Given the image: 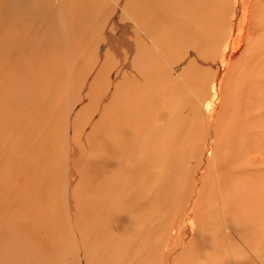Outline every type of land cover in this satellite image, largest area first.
I'll use <instances>...</instances> for the list:
<instances>
[{
	"label": "rangeland",
	"instance_id": "obj_1",
	"mask_svg": "<svg viewBox=\"0 0 264 264\" xmlns=\"http://www.w3.org/2000/svg\"><path fill=\"white\" fill-rule=\"evenodd\" d=\"M2 1L3 0H0L1 6H3ZM67 1H68L66 3L67 7L64 5V8H66V9L69 8V6H71V2L69 0H67ZM104 1L105 0L98 1L97 5L99 6V8L101 7V5ZM193 1L195 3V0H193ZM244 1L246 2V3L244 2L246 5L250 3L249 13H251V18H249L248 21L251 19L250 21L253 24H255V23L257 24V22H258L259 26L263 27V30H264V13H263L264 12V0H244ZM256 2H258V3L256 4ZM18 3H19V0H18ZM18 3L16 2V5ZM100 3H101V5H99ZM109 3L112 4V2H109ZM225 4L226 3L223 2V0H216L215 4L213 3L211 5L212 8L208 13H211L212 15H214L217 12V16L214 15V17L218 20V12L223 11V13L221 14V17H223L224 15L225 16L229 15L228 19L231 20L230 19L231 13H229V12H231V11L234 12L233 11L234 9L232 7H230L229 8L230 10H228V8L226 7ZM11 5H12V3H11ZM218 5H219V7H218ZM257 5H259L258 8H261V9H258ZM223 6L225 8H223ZM253 7L254 8L256 7V8L254 9ZM99 8H98V10H99ZM224 10H226V12ZM0 11L3 14L2 7H0ZM257 11L260 14H257ZM66 12H67V16H66ZM68 12L71 13V11L66 10V11H64L65 17H63V16L61 17V22H62V26H63L62 35H59L60 33H57L56 35H54L56 33L59 25H56L53 28H49L50 30H52L54 32L50 31V32L43 34V35H40V36L30 34L29 37H27L25 40L21 34H20V37H22V39L20 37L17 38V34L15 35L16 38L12 35L14 40H16V41L20 40L23 43L25 42L27 47L29 46L28 48L26 47L28 52L30 51L31 42L33 41V44H32L33 53L35 54L34 58H36V61L31 60L32 61L31 63L33 64L32 66L34 67L37 64L36 62L39 61L42 63L41 67L43 66L42 68H44V69H42V68L38 69L37 68L40 65L39 62H38L39 64H37L38 66H35L36 68H34V69H36V71H38L35 74H38V75H39V73H40V75L44 74L46 76V78H43V79H45L44 80L45 83L40 82L39 93L35 91L34 93L31 92L30 94H32V96L34 97L33 100L35 103H36V100L37 101L39 100L38 102H41V104H38V102H37V104L40 105V107L46 105L45 107H47L46 109L48 111V114L43 115L44 120H41V118L39 120L37 118L36 122L30 123V122L25 121V123H21L20 125L24 126V129L21 130V131H24L23 133L26 132L27 134L29 133L30 136L31 135L35 136V139L39 138V139H43L44 141H47L48 136H51L53 138V140L51 141V144H50V146L52 148L51 149L52 156H51L49 161H47L45 158L44 159L47 162L52 163L54 173L52 174L53 179H51V183L50 182H44V184L43 183L40 184L39 182H37L36 183L37 185L36 184L31 185L30 184V188L33 187L34 189L35 188L38 189V187L40 188V185H43V187L40 191H36L37 194L41 193V199L38 198V200H40V201L37 200V196L34 194V191H31L32 189H30L29 187H28V189L30 191L28 194L26 192H24V194H23L24 197H22V195L19 194L21 196V198H20V196L17 197L15 194H18L23 190H20L19 188L16 189L14 187L16 189L15 190V189L9 187L10 189H13L12 191H15V192H13L15 195V199L14 200L8 199L6 201V203L4 204V207L2 205H0V236L2 235L5 238H6V236H8V239L6 238V240H8V241H6V243H10L16 249H17L18 243L21 244V248L27 247L29 245L28 248H30V247L31 248L28 249L29 251L25 254L26 257L29 260H32V258L35 260V258L40 257L41 262L39 264H44L43 262H45V264H61L60 261H62V260L59 257H57L58 253L55 250L56 247H54V245L52 244V238L60 235L59 234L60 232H57V233L55 232L56 230H62L61 228L65 227V224H66L65 220L66 219H64V215H65L66 211L68 210V208H69V210H71L73 212H76L77 210L79 212L81 211V215L79 214V216H78V214H75L73 216V221L76 223L77 228L79 230L83 229V228H89L90 231L92 233H94L96 228H98L97 230H99V229H102L103 226H106L108 237L111 236L110 232L108 231L109 228L115 227L117 232H118V229L116 227L117 225L116 226L112 225L115 222L109 218L110 213L105 217V219H103V217H104L103 216V209H105V210L107 209V204H106L108 202L107 197L108 198L112 197V195L107 194L105 191H109L112 188H110V187L106 188L105 184L98 185L97 181L93 182V178L97 177L96 174H97L98 164L103 163V162L106 163L107 165L111 164L112 153L108 152V154H102L100 151L99 152L95 151L97 149L100 150L101 146L103 145V143H101L99 141V136L101 135L99 133V131L96 132L93 130H88V132H86V145L83 144L81 134H79L80 128H79V122L78 121L80 120V116H83L84 118L88 119L90 124H92V125L97 124L98 127H100L101 129H104L106 127H108V128L113 127V123L110 120L112 118L118 117V115H119V114L114 112L113 108H116V110L119 111V109H121V103L118 102L119 104L118 103L116 104V102H113V99L115 97L114 94H116V92L114 89V81L112 83V80H114L116 74L119 73L120 71H117V69L115 70L114 66L111 67L112 65L110 64V62L113 63L112 62L113 59L111 57V54L103 55L104 52H100L101 50H99L100 49L99 42L101 41L100 39H102V38H111L113 50L115 51L117 47L120 49L121 46L126 45V40H125L126 37L125 36L123 37L120 35L113 37V36H109V33L107 31H104V32L103 31H95L93 33V35H95L94 40H93V41H95V42H93L94 45H93V43L89 44V43L85 42V46L87 48V50H86L85 47L83 46V44H81V40L79 38L80 34H85L84 31H87V27L85 28L86 30L82 31L83 30L82 27L84 25L85 19H83V17L82 18L79 17L78 15L74 16L72 13L68 14ZM224 12L227 13V15ZM261 13L263 16L261 15ZM80 18H81V20L83 19L82 22H81ZM164 18H165V15H161V13L159 11L158 4H157L155 9H153V14L147 18L146 22L144 21L143 27H145L146 31L149 34H151V36L156 38L159 43L161 42V44L164 48H166L165 44L162 43V42H164L162 39L165 37V35L167 33L166 29L163 25V19ZM101 19H99V20L97 19L96 22H98V23L105 22V21H102V20H105V18H103L102 20ZM100 20L102 22H100ZM21 21L26 22V20L23 18H21ZM2 22H3V20H2ZM34 22H32L31 24H33ZM39 22H40V20H39ZM28 23L26 25H28ZM108 23H111V24H109V27L112 26L111 28L115 29L114 28L115 26L113 25V23L111 21H109ZM69 24L70 25L72 24V25L70 26ZM74 24H75V27L79 28V33H76L73 37L74 40L70 41L71 45H72L71 46L69 41L66 42V39L64 37H66V34L70 35L73 33V30L76 29V28H74ZM103 24H105V23H103ZM128 24L131 27L132 31H134L139 36L141 35V33L134 27V25L132 23L131 24L128 23ZM249 26L252 27L253 25L249 24ZM105 27H108V24H105ZM250 27H249V29H250ZM18 30L23 31L21 29H18ZM27 30L32 31V25L30 28L27 27ZM118 31L120 32V29ZM122 31L123 30H121V32ZM200 31L203 32V30H200ZM101 33L104 35L103 37H101ZM206 33H208V34L205 37L204 44L202 45V47H201V45H199V44H201L199 39H198L199 42H197L198 40L196 41V39L192 40L190 38V40H189L190 42H188L186 39L183 38L184 40H186L185 43H184V41L182 43V39H180L178 45L176 44V46H173V45L169 46V51L162 54V56L167 58V59L174 60L176 63L179 64L180 68L184 64L183 67L181 68V70L184 69V71H181V73L183 72L182 74H184L186 72L185 73L186 75L184 74V76L187 79L185 77L184 78L187 80V82H189V81L191 83L194 82V83H192L193 85L195 84L194 87L192 86V84L190 82H189V84H191L192 88L200 95L201 101H204L202 99V98H204L202 90L205 92V99L213 100V103H212L213 106H211L212 107L211 109H215V111L211 110L210 113H208V114H210V116H207L206 113L204 112L202 106L199 105L196 102V100H194V102L190 100L193 97L192 92L191 93L188 92V94H186V92L183 89H178V90L173 91L171 89V87H169V83H171V79H172L171 77L173 76L172 73L169 70L167 71L166 64L162 68V70L164 72L159 69L161 76H162V79H163L162 92H163L164 106L171 113V119L172 120L177 119V122H175V125L177 126V124L179 123V126H180V129H178V126L177 127L174 126L175 129L172 133L169 134L168 131H164V134L167 135V141H169V142L172 141L173 138H174L173 140H177V139H178V141L182 140L180 143V149L176 152L173 148L163 150L165 152L166 158L163 159L161 162H167L169 165H171V168H169V171H165V172L160 171V169L162 170L161 167H154V168H148V169L144 170L141 174H139L138 183L144 184V181L146 183H149L147 185V188H146V186H143L140 188V185L138 186V183H137L136 186L138 188H140L139 192H137L138 188L135 186V184L134 185L132 184L133 185L132 189H133V187L135 188L132 191L133 192L135 191V194L137 193L136 195H133V198L135 197L137 199V201L138 202L140 201L142 204L143 203L148 204V206H150L152 208V211H150V210L147 211V209H145L146 213L144 214L145 211L142 208V206L146 207L147 205L135 204L134 205L135 207H133V208H136L135 210L134 209L132 210V208L127 207L126 208L127 213H125V215H122L124 213H122L120 209H122L123 207L119 208V207H115V206L110 204V209H111L110 212H117L120 217L122 216L124 218L125 223H126L124 226H126V227L130 226L129 228H127L128 229L127 230L126 227H124L122 225L123 227H122L121 233L125 234L128 231L130 233L132 231L136 232L137 230L139 231L140 227H141L140 231H142L144 233L143 235H140V233H142V232H138L139 234L137 235V239L132 242L134 245L130 244V242H128L127 248H129L131 245L133 251L135 252L134 254L136 256H134L132 258L125 259L127 264H235V263L236 264H264V236L258 238L257 234L255 233L256 230L260 227V224L263 223V226H264V204H262L261 202L258 201V197L262 191V187L264 186V173H262V175L254 173L253 179H251L252 175L249 176L248 178L244 176L243 177L244 179H242L240 177L233 176V175H231V176L229 175L230 164H232V162H234V161L238 162L241 160L240 157L244 155L243 154L244 148L245 149L246 148H251V149L257 148V150H260V149L264 150V98H263L264 97V95H263V93H264V91H263L264 87L263 86L264 85L262 84V83H264V81H261V83L259 84V91L261 93L260 94L261 97H260V96H256L257 94L252 89V87H251V89H249V87H247V89L244 87V85L246 83L249 84L248 81H250L252 78L255 77V74H253L251 77L248 76L247 81L245 79H244V81L241 80L242 77H238L237 79L233 80V76H231V74L230 75L228 74L227 78L229 79L230 77H232L230 79H232L231 82L232 81L233 82L226 84V86H225L226 90L224 89V92L222 93V95L223 94L228 95L229 94L228 92H233L234 89H236L235 87L236 86L238 87V85H237L238 82H239L238 84L241 85L242 89H244V90L246 89V91H241L242 89L241 90L239 89L236 92H238V94H240V95L237 94L235 96L232 94L229 97L224 95V96H226V98L223 100L222 104L223 105L225 104V106H221V108H222V110H221L219 105H222V104H218V100L216 99L214 93L210 89L213 86V82H214L216 76L218 75V71L213 68L215 63H212L209 60L205 59L206 56L208 57V56H212L215 54V50H211V48H212V46L217 47V43H214L216 41L214 39L213 33H212L213 34L212 38L210 35L211 33H209V32H206ZM99 34H100V36H98ZM39 37H45L43 42H37V39ZM98 37H100V38H98ZM28 38H29V40H28ZM208 38L209 39L211 38L214 41L213 40L211 41V39L209 40ZM254 39H256V36ZM52 40H54V41H52ZM96 41H97V43H96ZM53 42H54V44H53ZM193 42H195V44H197V45L191 44ZM28 43H30V44H28ZM66 43L68 45L67 48L73 47L75 49L74 53H75V55H77L74 57L73 56L74 53H72L70 56L73 59V61L76 63L74 65L72 72L69 73V76L71 77L72 80H74V82L72 80L71 81L69 80L70 82L68 80H66L67 79L66 78V68H65L66 67V57H65L66 53H63V44H66ZM73 44H74V46H73ZM36 45H38V51H35ZM54 45L56 48L54 47ZM256 45L258 47L257 46H255V47L258 49L259 48L258 43H256ZM78 46H79V50L77 48ZM189 46L190 47L192 46L191 48L194 52H192L191 48L189 49ZM2 47H3V45L0 44V51H1L0 53H2V55L0 54V57L4 56V58L6 60L7 56H5V54L3 53V49H1ZM51 47L53 49L55 48L54 51H53V49L51 50ZM130 48L134 51L132 54H134L136 51L138 53H140V57L138 59H141V57L145 56L146 60L153 61V62L157 61L158 64L160 62L163 63V60L161 59V57L153 49H151L148 46H146V48H143V49L141 48V50H139L138 46L136 48L133 44H130ZM179 48H181V49H179ZM10 49H12V48L8 49L11 55L8 56V58H10V57L11 58H10V60L9 59L6 60L7 61L6 64L10 65V63H8V62H11L12 60L17 61V63H13L14 65H12L10 68H7V69L14 70V71L16 69L18 71V67L19 68L26 67L27 65L26 66L24 65V64H26V62H22L25 60V58L23 57L24 60H22L21 54H19V53L15 54L14 49L12 50V52L10 51ZM26 49H24V51H26L24 53V55L28 59ZM174 49H175V52H173ZM196 49H199L198 52H200V53L203 52V54H199ZM200 49H202V50H200ZM93 50L96 53L94 52V54H92ZM55 51L56 52L58 51L57 54L60 55L59 57H57L58 56L57 54H56L57 55L56 56L53 53ZM77 51H79L81 54L78 52V54H79L78 55ZM183 51H185V52H183ZM188 51H189V53H188ZM211 51H213V52H211ZM191 52H192V54H191ZM197 53H198V55H197ZM211 53H214V54H211ZM263 53H264V49L262 50V48H260V54H262L260 56L263 57ZM84 54L85 55L87 54V56L84 57L85 56ZM52 55L56 56V58H54L55 61H53V59H51ZM203 55H204V57H203ZM80 56H83L84 58L80 57ZM196 56L198 58H196ZM12 57H14V58H12ZM17 57H20L21 59L17 58ZM79 57L82 58V60L85 62L81 61V59ZM156 57H159L160 60H157ZM193 57H195V60ZM201 57H203V58H201ZM262 57L259 59V64L262 62L263 63L262 65L264 66V58L262 60ZM76 58H78V59H76ZM17 59H19L20 61ZM106 59H107V61H106ZM189 59L190 60L192 59V60L190 61ZM41 60L42 61L44 60L45 62L44 61L42 62ZM46 60H48L49 63ZM103 60H104V62H103ZM196 60H198V61H196ZM254 60H257V59H254ZM59 61L62 64L59 63ZM82 62L85 65V69L87 67H89V69H88L89 71L88 70L86 71L84 69ZM17 64H19L20 66ZM50 64H51V66H49ZM190 64H192L196 68L195 67L190 68V66H189ZM209 64H210V66H209ZM77 65L81 69H79V68L75 69V67H78ZM198 65H199V67H198ZM203 65L204 66L206 65V66L204 67ZM202 66L205 69L201 68ZM49 67H51L52 70L51 71L49 70L48 73L45 74L44 73L46 70L45 68L48 69ZM54 67H55V69L57 67V69L55 70ZM60 68H61V71H60ZM211 68H213L214 70H212ZM3 69L6 70V67L0 66V71H1L0 74L3 73V71H4ZM185 69H188V70H185ZM53 70H54V72L58 70L57 73L58 72H61V73L57 74L55 72L56 74L54 75V72H52ZM94 70H96V71H94ZM79 71H81V72H79ZM116 71H117V73H116ZM252 71L254 73L260 75L259 77L262 76L261 78H264L263 67H260V66L258 68L256 67V68L252 69ZM51 72H52V74H51ZM88 72H89V75H87ZM62 73H63L64 77L62 76ZM72 73H74V75ZM77 73H78V75H77ZM214 73H215V75H214ZM31 74H33V73H31ZM1 75L4 77L6 74L3 73ZM40 75H39V78H40ZM56 75L58 76V78ZM7 76L8 75H6L5 77H7ZM10 76H12L15 80L13 82V85L15 83L20 84L22 81H27L28 84H31V82L34 81V80H32V81L28 82V77H27L26 73L23 72L22 70H20L18 72V76H20L22 78L21 80L17 79V77H15L13 75H10ZM92 76H94V77H92ZM151 76L157 77V76H159V74L155 70V72ZM59 77H60V81H58ZM99 77L102 80H100ZM213 77H214V80H212ZM63 78H66V79H63ZM239 78L241 81L238 80ZM84 79L85 80L88 79V84L90 83L89 86L87 87L88 90L91 91L93 89L92 91H94L96 88H99L100 92L97 91L96 92L97 95L101 94V97H102L101 99H103L102 101L108 99L106 101H108L109 103L106 102L103 105H107L105 107L106 111L111 112V113L105 112L108 115L110 114L109 118L105 117L104 116L105 113H104L103 117H101V119H99L100 115L97 114L99 111L94 110L92 107L88 108L89 111L92 113L91 115H80L82 113L83 109H85V111L87 110V107L85 105H87L89 103V101L87 99H85V97H83L79 93L76 95V93L73 90H77V86L79 85L83 89V92H84V90H86L82 86L84 84V83L82 84V81H84ZM103 79H106L107 81H105ZM90 80H92V83ZM236 80H238V82L234 83V81H236ZM65 81H67V82H65ZM103 81H105V83H103ZM109 81L111 82V85H110ZM5 83L6 82L0 81V88H2L0 94L2 95V97L4 99L8 100L9 98H11L15 95V92H13V90H12L11 94L14 93V95L9 96V98H8V96L5 97V95H3V94L6 92H9V90L6 88L8 87V85L11 84V83L7 82L9 84L6 83V85H5ZM58 83H59V85H58ZM224 83H226V81H223V84ZM247 84H246V86H247ZM261 84H262V86H261ZM252 85L255 86V84H252ZM48 86L52 87L53 89L51 90V88ZM54 87H57V88H54ZM228 87L231 90H229ZM115 88H116V86H115ZM48 89L52 92L48 91ZM155 89H158V87L155 86ZM3 90L5 92H3ZM168 90L170 91L169 93L167 92ZM227 90H229V91H227ZM105 91L110 92V93H108V95L107 94L103 95L102 93H105ZM25 92H27L29 94L28 90H26ZM46 92H48V93H46ZM49 92H50V94H49ZM244 92H246V93L244 94L245 96L243 98H247L249 96L248 97L249 99H247L248 101L252 102L253 99H255V100L258 99L257 100L258 102H259V100L261 101V102H259L260 109H247L246 112L248 114L243 115V118H241V119H239V121H237V119L234 118V116L236 114L235 113L236 108L233 107L232 103L233 102L239 103V102H237L239 100L242 101V98L240 96L242 95L241 93H244ZM60 93H62V94H60ZM45 94H46V96H45ZM27 95L22 94L23 97H26ZM84 95H86L85 92H84ZM28 96H30V95H28ZM41 96L43 97V100H41L42 99ZM47 96L50 99L49 101L45 100ZM65 96H67V97H65ZM69 96H70V98H68ZM255 96L257 98H255ZM234 97H237L238 100L236 101V98H234ZM81 99H82V101H83V99L86 101L82 102ZM193 99H194V97H193ZM221 100H222V98H221ZM243 100L247 101L245 99H243ZM77 101H79V102H77ZM42 102L44 103V105ZM49 102L52 104L49 105ZM245 104H247L249 106L254 105V104L249 103V102H246ZM10 105L12 107H14L12 104H10ZM65 107H66V109H64ZM81 107H83V109ZM217 107H219L221 112L216 113ZM5 108H7V105L3 106L2 109L6 110ZM14 108L16 109V107H14ZM68 108H69V111L71 110L70 112L67 111ZM75 108H78V109H75ZM224 108H225V111H223ZM34 110H38V109L35 108ZM62 112H64V114ZM121 112L122 111H120L119 113H121ZM196 112H198V114L200 116V118L198 116L199 121H198L197 115L195 114ZM0 113L5 117L11 116L8 124L10 126V132L13 134L9 135L7 138L9 139V142H11V143H13L15 141L13 143V145H15V148H18V147L21 148V146L17 142H20L22 140L23 136L21 138V135H19V132L17 135L16 134L17 131L14 129V127L16 126L17 122H19V119L21 117L17 116V114H14V115L12 113L9 114L10 112H8L6 114L5 112L0 111ZM68 114H70V115H68ZM114 115H116V116H114ZM51 116H52V118H51ZM61 116H62V119H61ZM222 116L225 118L223 119ZM16 118L18 121L15 120ZM56 118L59 119L60 122ZM195 118H197V120ZM216 119L219 121V122L217 121L218 123H215ZM66 120H67V122H66ZM103 120H105V122H103ZM193 120L194 121L196 120V121L194 122ZM50 121H52V122L50 123ZM208 121H209V123H208ZM40 122H42L44 126L49 127V129H48L49 133L45 134V132H43L42 126H40L42 123H40ZM47 122L50 126L47 124ZM244 122H246L250 125V126H248L249 129H246L245 131H244V129H240L241 126L244 124ZM238 123L239 124L242 123V124H240L241 126H239ZM183 124H184V126H183ZM33 125H36V127H38L39 130L33 129ZM236 126H237V128H236ZM188 127H189V129H187ZM176 128H177V130H176ZM260 128H261V130H260ZM239 129L241 131L240 133H242L241 135L237 131ZM143 131L147 134H150V131L147 129H145ZM234 131H235V133H234ZM32 132L35 134H33ZM252 132H254V134ZM257 132L260 133V136H258L259 133L257 134ZM93 133L96 134V137H94L92 135ZM246 133H249V134L246 135ZM186 135L188 137H186ZM236 135H238V136H236ZM65 138H66V140H64ZM222 141H224L228 144L227 148L223 145ZM146 142H147L146 139H145L144 143H143V140H139L138 145L139 146H142V145L145 146ZM164 142H165V139H164ZM23 143H25V138H24ZM48 144L49 143L41 144L40 149H42L43 153H46V151L50 152V147H48ZM130 144H132L133 147L136 146L135 143H129L128 145H130ZM5 145H8L7 139L5 141H3L2 138H0V147L5 146ZM22 146L27 148L30 146V143L28 142ZM238 146L240 147V152L238 150H235V152H234L233 147L238 149L237 148ZM53 147L55 149L57 147L58 148L56 151H54ZM151 147H153V146H151ZM66 149H67V152H66ZM60 150H62V152L65 151L66 156L64 154H62V155H60V157H58L57 153L60 152ZM143 152H144L143 150L141 152H139L138 156L141 155ZM214 153L220 157V162L226 170V172L222 176L221 182L223 185H225V188H227V200H224L223 203H225V207L227 208V210L229 212V216H228V218H224V219H223L222 215H219V213L215 212L216 210H215L214 205H213L214 201H215L218 208H220L219 199L214 200V198H211V199L208 198L209 196H211V194H213L214 184L215 183L218 184L216 176H215V168L212 167V163H211V160H214V157H213ZM232 153H235V155H233ZM93 154H95L96 157L93 156ZM123 154L124 153H120L119 159L123 160V158L125 157V155H123ZM229 154H231L232 157H228V163H226L225 157L230 156ZM0 155H1L0 156V158H1L0 166H1L3 161H6V158H5V155H3V154H0ZM12 156H13V160H14L17 156V151L13 152ZM61 157L66 158L67 163H65V166H72V167H68L69 171H66L65 169L61 168L63 166L61 164V162L59 161V158H61ZM2 158H3V161H2ZM19 158H20V156L18 157V159ZM94 161L96 162L95 170H94ZM85 163H87V164L84 166ZM185 166H190L192 168V170L187 171ZM78 167L80 169H78ZM83 168H87L88 170H90V173L87 175V173L84 171ZM118 168H119V170L123 169V167H118ZM71 170H73V171H71ZM109 171H110L109 169H106L104 171V173L108 175V180L111 179V182L113 183V180L116 178L117 180H115V181H116V184H118L117 186L119 188L120 187L125 188L122 185V183H120L121 179L117 178L118 175L116 176V173L114 171H110V172ZM124 173H128V172H124ZM17 177H15V178H17ZM259 177H261V178H259ZM60 178H62V179H60ZM127 178H130V176L127 175ZM246 179H247V181H246ZM261 179H262V181H260ZM19 180H22V179H19ZM211 181H212V183H211ZM96 183H97V186H96ZM63 185H66L68 195L75 199V200L70 199V203H67V205L65 204L66 202H64V197H66V192L62 191L61 186H63ZM49 186H51V189L49 188ZM9 188H7V190L10 191ZM159 190H162V191L165 190L166 196L164 194H162L160 197H157V192ZM44 191H48V195H51V197L53 199L52 202H50L49 199H46L42 196V193ZM168 191H170L171 194H169ZM52 192H53V194H52ZM123 192H124V189L119 194L120 198L123 197ZM62 195H63V197H62ZM1 196H2V193L0 192V197ZM30 196L33 198L32 200H31ZM24 198H26V199H24ZM163 198H165V199H163ZM24 200H27V201H25L26 203L24 202ZM30 201H32V202H30ZM209 201H211V202H209ZM22 202H23L24 209H22ZM29 202L32 205L34 202H37V203L39 202L40 204L39 203L38 204L34 203V204L36 206L38 205V208H39V205H42V207H40L41 209H39V211H38L35 209L37 207H34V205H33L34 208L32 209L31 204L27 205V203H29ZM46 202H47V204H46ZM7 203H9V204H7ZM99 203H104L105 205L102 207H99L98 206ZM207 203L209 205H213V207L210 209L207 206ZM20 204H21V207H20ZM44 206H47V207L45 208ZM29 208H30V211L32 214L29 213ZM47 208H49L48 209L50 211L49 214L47 213L48 212ZM117 208H119V209H117ZM130 209H131V211H128ZM20 210L22 211V213ZM34 210H36V212ZM51 210H52V212H51ZM82 210H86L90 214V216H85V214ZM26 211H27V213H26ZM138 211H140V213H138ZM135 212H136V214H135ZM220 212H221V210H220ZM131 213L132 214L134 213V215L132 217H131V215H132ZM177 213H180V215H178ZM38 214H40L39 217H38ZM41 214L43 217H41ZM188 214L190 215V218L187 220L188 225H190L192 221L197 222L195 229H192L191 231L194 233L195 236H196V233H198L201 240L197 241L191 248H185V249H179V248H173V247L168 248V246L166 244L169 241L168 235H170V231H166L165 234H161L162 233L161 232L162 225L164 224V221L169 222V221H171L172 217L174 215H176L174 225L177 226V223L180 222V220H182L183 217H184V219H186V215H188ZM36 216L39 219L36 218L37 219L36 220L35 219ZM81 216H84V217H81ZM135 216H136V218H135ZM168 216H171V217L168 218ZM2 218H3L4 222L6 223V225L3 223ZM27 218H28V220L30 218V220L28 221ZM203 218L207 219L206 223L201 222V220ZM134 219H136L137 221ZM10 220L13 221V223H10ZM23 220L25 221V223ZM16 221H18V223ZM126 221L127 222L129 221L128 222L129 224ZM26 222H29V223H36L37 222L36 224H38V226L36 227V229H39V224H40L41 229L37 231L36 235L32 236L33 239H31V240H29L28 237L22 236V234L20 235V238L17 239L11 233L12 232L15 233V228L19 227V226H20V230H21V228H23L22 224H26ZM29 223H27V224H29ZM133 225H134V227H133ZM141 225H144V226L146 225V226L144 228V226H141ZM132 227L134 229H132ZM8 228H11V233L8 231ZM65 228H67V227H65ZM36 229H35V231H36ZM47 229H48V231H50V234L47 231ZM141 229H143L144 231ZM145 230L149 231V237L148 238H145V235H146ZM217 230H219L226 237H230L232 239L233 245L228 246V244H224L220 249L210 248V247H216L215 240H217V238L219 236V232ZM159 233L161 234L160 236H159ZM50 235H52V237H48ZM64 235H65V232L62 233V236H64ZM64 239H66V238H64ZM196 239H197V236H196ZM159 240H160V242H159ZM1 241H2V239H1ZM137 241H139V243ZM31 242L35 245V247L31 246ZM140 242L142 244H140ZM84 243L85 242L83 240L80 241V244H84ZM94 243L95 242L92 241V243H90V247H91V250L95 251V249H97L96 248L97 244L95 243L96 246H93ZM207 244H209V246ZM135 247L136 248L139 247L141 249L142 253L138 254L135 251ZM103 251H104V249L102 248L99 252L101 264H119L117 254L115 251H111L110 255L102 253ZM232 251L233 252L236 251L235 253L237 255L233 259L229 260L228 262H223L224 260H227L228 258H230ZM5 253L10 255L8 248L5 249ZM18 255L19 254L17 252H15L12 255V258H10L11 259L10 261L12 264H21L19 262ZM50 255H52V257H50ZM28 256H30V257H28ZM94 256H96V255H94ZM17 258H18V260H17ZM42 258H44V260ZM4 261L5 260H3L0 264H4ZM5 264H10V263H5Z\"/></svg>",
	"mask_w": 264,
	"mask_h": 264
},
{
	"label": "bare ground",
	"instance_id": "obj_2",
	"mask_svg": "<svg viewBox=\"0 0 264 264\" xmlns=\"http://www.w3.org/2000/svg\"><path fill=\"white\" fill-rule=\"evenodd\" d=\"M69 1L71 2V6H69V8H67V9L64 8V5L67 7V5H66V3L68 2L67 0H19V3H18V0H3L2 1L3 6L0 5V7H2V11H3V14L0 11V44L3 45V47L1 49H3V53L5 54V56H7V59H9V60L11 57L8 58V56H10L11 54H10L8 49L12 48V49H10L11 52L14 49L15 54L19 53L22 55L21 56L22 60H24V58H25V60L22 62H26V64H24V65L25 66L27 65L26 66L27 68L21 67L22 69L17 66L18 71L16 69H15V71L10 70L7 68H10L12 65H14L13 63H17V61H13L11 59L12 61L8 62V63H10V65H9V64H6L7 59L5 60L4 56L0 57V66L6 67V70H4L5 68L3 69L4 70L3 73L8 75L7 77H5L6 75L3 77L1 75L3 73H1L0 74L1 75L0 81L6 82V83L7 82L11 83L6 88L9 90V92L4 93L3 95H5V97L8 96V98H9V96L14 95V93L11 94L12 90H13V92H15V95L8 99L9 101L7 99H4L2 97V95L0 94V111L5 112L6 114L8 112H10L9 114H11V113L13 115L17 114V116L21 117L19 119V122H17L16 126L15 127L13 126V127L17 131V133H16L17 135L19 132V135H21V138L23 136L22 140L20 142H17L21 146V148H19V147L15 148V145H13V143L15 141L13 143H11V142H9V139L7 138L9 135L13 134L10 132V126L8 124L11 116L5 117L0 113V138H2L3 141H5L6 139L8 141V145L0 147V154L5 155V158H6V161H3V158H2L3 163L0 166V177H1L0 178V192L2 193V196L0 197V205H2L4 207V204L6 203V201L8 199H10V200L15 199V195L18 197V196H20L19 194H21L22 197H24L23 196L24 192H26L28 194L30 191L28 189V187L30 188V184L33 185V184H36L37 182H39L40 184L41 183L44 184V182H50L51 183V179H53L52 174L54 173L52 163L47 162L50 160V158L52 156V151H51L52 148H51L50 144H51V141L53 140V138L51 136H48L47 141H44L43 139H39V138L35 139V136H32V135L30 136V134L28 133L29 134L28 135L26 132L23 133L24 131H21V130L24 129V126L20 125L21 123H25V121L30 122V123L36 122L37 118L39 120H40V118H41V120H44L43 115L48 114V111L46 109L47 107H45L46 105H44V103L42 102L44 106L40 107V105H38V104H41V102H38L39 100L38 101L36 100V103H35L33 100L34 97L32 96V94H30L31 92L34 93L35 91L39 93L40 82L45 83L44 82L45 79H43V78H46V76L44 74L40 75V73H39V75H40V78H39V75L35 74L38 71H36V69H34V68H36L35 66H38L37 64H39V63H40V65H39V67H37L38 69L42 68L43 66L41 67L42 63L39 61H38L39 63L38 62H36L37 64L35 63L36 65L34 67L32 66L33 64L31 63L32 62L31 60L36 61V58H34L35 54L33 53V46H32L33 41L31 42L30 51L28 52V50L26 49V47H27L26 43L25 42L23 43L20 40L19 41L14 40L12 35L16 38L15 35L17 34V38H19L20 34H21L25 40L27 37H29L30 34L39 35V36L46 34L50 31H52L49 28H53L56 25H59V27L57 26L58 29H57L56 33L55 34L53 33V34L56 35L57 33H60L59 35H62L63 26H62V22H61V17L62 16L65 17L64 11L69 10V11H71V13L74 16L78 15L79 17H81V18L83 17V19H85L84 25L82 27L83 28L82 31L86 30L85 29L86 27H87V31H84L85 34H80L79 38L81 40V44H83V46L85 47L86 50H87V48L85 46V42L89 43V44H92L93 42H95V41H93L94 36H95V35H93V33L95 31H103V32L107 31L109 33V36H113V37H116L119 35L126 37V39H125L126 45L121 46L120 49L117 47L115 51L113 50L111 38H102V39H100L101 40L100 42L98 41L100 44V49H99V50H101L100 52H104L103 55L111 54V57L113 59V61H112L113 63L110 62V64L112 65L111 67L114 66L115 70L117 69V71H120L119 73H117V71H116L117 74H116L114 80L111 79L112 83L114 81V89L116 92V94H114L115 97L113 99V102H116V104L118 102L121 103V109H119V111H117L116 108H113L114 112L119 114L118 117L112 118L110 120L113 123V127H111V128L106 127L104 129H101L100 127H98L97 124L96 125L90 124L88 119L84 118L83 116H80V120L78 121L79 122V128H80L79 134H81L83 144L86 145V132H88V130H93L96 132L99 131V133L101 134L99 136V141L101 143H103V145L101 146L100 150L97 149L95 151L96 152L100 151L102 154H108V152L112 153L111 164L107 165L104 162L98 164L97 174H96L97 177L93 178V182L97 181L98 185L105 184L106 188H108V187L112 188L109 191H105L107 194L112 195V197L111 198L107 197V199H108L107 200L108 202L106 203L107 209L106 210L103 209V216H104L103 219H105V217L110 213L109 218L115 222L112 225H115V226L117 225L116 227L118 229V232H117L115 227H111L108 229L111 236L108 237L106 226H103V228L101 227L102 229H99V230H97L98 228H96L94 233H92L89 228H83V229L79 230L77 228L76 223L73 221V216L75 214H78V216H79V214L81 215V211L79 212L77 210L79 213L77 211L73 212V211L69 210V208H68V210L66 211V213L64 215V219H66L65 220V222H66L65 227H67V228L64 227L65 229L61 228L62 230H56L55 231L56 233L60 232L59 233L60 235L52 238V244L54 245V247H56L55 250L58 253L57 257H59L62 260V261H60L61 264H87V263L88 264H101L99 252L102 248L104 249V251L102 252L104 254L110 255L111 251H115L117 254L119 264H127L125 259L132 258V257L136 256L134 254L135 252L133 251L132 246L130 245V247L127 248V244H128V242H130V244H133L132 242L137 239V235L139 234L138 232H142V231H140L141 227L139 228V231L138 230L136 232L132 231L133 233L132 232L130 233L129 231L125 234L121 233L122 227L126 224L125 220L122 216H121L122 217L121 218L117 212H110L111 211L110 204L115 206V207H119V208L123 207L122 209H120L121 212L124 213L122 215H125V213H127V210H126L127 207H130V208H132V210L133 209L135 210L136 208H133V207H135L134 206L135 204H137V205L142 204L140 201L138 202L135 197L133 198V195H136L137 193L135 194V191L134 192L132 191L133 189H135L134 187L132 189V186L134 184L136 186L138 183L139 174H141L144 170H146L148 168H154V167H161L162 170L160 169V171H164V172L169 171V168H171V165H169L167 162H161L163 159L166 158L165 152L163 150L173 148L176 152L180 149V143L182 141V140L178 141V139L173 140L174 139L173 138L172 141L169 142V141H167V135L164 134V131H168L170 134L174 131L175 127L178 126V129H180V126H179V123L177 124V126L175 125V122H177V119L172 120L171 119V113L164 106L163 92H162L163 79H162V76H161L159 69L162 70V68L166 64L167 71L169 70L172 73L173 76L171 77L172 79H171V83H169V87H171V89L173 91L178 90V89H183L186 92V94H188V92H190V93L192 92L194 99L192 97V99H190V100L193 102H194V100H196V102L202 106V108H203V110L207 116H210V114H208V113H210L211 110L215 111V109H211L212 108L211 106H213L212 105L213 100L205 99V92L202 90V93L204 95L203 96L204 98H202V99L204 101H201L200 95L192 88V86L194 87V85H195V84L194 85L192 84L194 82L191 83L188 80L192 84V86H191V84H189V82H187V80H186L187 78L184 76V74L186 72L184 74H182L183 72L181 73V71H184V69L181 70V68L183 67L184 64L180 68L178 63H176L172 59H167V58L163 57L162 54L169 51V46H171V45L176 46V44L178 45L180 39H182V43H183V41L185 43L186 40L188 42H190L189 41L190 38L192 40L196 39V41L199 39L200 43H201L199 45H201V47H202V45L204 44L205 37L208 34L206 32L211 33L210 34L211 38L214 34V39L216 41L214 43H217V47H213L211 45L213 48V49L211 48V50H215V54L211 53L214 55L208 56V57L206 56L205 59L209 60L212 63H215L213 68L218 71V75L216 76L215 80H214L215 76L212 78V80H214V82H213V86L210 88L212 90V92L214 93L216 99L218 100V104H222L223 100L226 98V96L229 97L232 94L236 96L238 94V92H236V91L239 89L240 90L242 89L241 85L238 84L239 83L238 80H240V78H239L238 80L234 81V83L238 82L237 83L238 87L234 86L236 89L233 88L235 92L234 91L228 92L229 93L228 95H226V94L222 95V93L224 92L226 84L230 83L232 80V79H230L232 77H230L229 79L227 78L228 74L229 75L231 74V76H233V80L237 79L238 77H242L241 80H243V81H244V79L247 81L248 76L251 77L253 74H255V77L252 78L250 81H248L249 84L246 83L247 86L245 84L244 87L246 89H247V87H249V89H251V87H252V89L257 94L256 96L261 97V95H260L261 93L259 91V84L261 83V81H264L263 80L264 78H261L262 76L259 77L260 75L254 73L252 71V69H254L256 67L258 68L259 66L263 67V69H264V66L262 65L263 63L261 61H260L261 63L259 64V59L262 57V56H260V55H262V54H260V48H262V50L264 49V42H263L264 41V30H263V27L259 26L258 22H257V24L255 23L256 24L255 25V24L251 23V21H250L251 19L249 20L250 22L248 21V19L251 18V13H249L250 3L247 4L248 5L247 6L245 4L246 2L244 0H232V1L231 0H223V2L226 3L225 5L228 8V10H230L229 9L230 7H232L234 9L233 10L234 12H232V11L229 12V13H231L230 14L231 20L228 19L229 15L228 16L224 15L223 17H221V14L223 13V11L218 12V20L214 17V15L217 16V12L214 15H212L211 13H208L212 8L211 5L213 3L215 4L216 0H195V3L193 0H105L102 3V5H101V3L99 4V5H101L100 8L97 5L98 1H100V0H69ZM16 2L18 3L17 5H16ZM109 2H112V4ZM11 3H12V5H11ZM257 3L258 2H256V4ZM157 4H158L159 11H160L161 15H165V18L163 19V25H164L167 33H166L165 37L162 39L164 41L162 43L165 44L166 48H164L162 46L161 42L159 43L156 38L151 36V34H149L146 31L145 27H143L144 21L146 22L147 18L153 14V9H155ZM258 6L259 5H257V8H258ZM218 7H219V5H218ZM98 8H99V10H98ZM223 8H225V7L223 6ZM258 9H261V8H258ZM224 11L226 12V10H224ZM71 13L68 12V14H71ZM225 14L227 15V13H225ZM257 14H260V13L257 11ZM261 15H262V13H261ZM66 16H67V12H66ZM21 18L25 19L26 22H22ZM81 18H80V20H81ZM101 18L102 19L105 18V20H102ZM97 19L98 20L101 19L102 21H105V22H102L100 20V22H102V23H98V22H96ZM2 20H3V22H2ZM39 20H40V22H39ZM82 20H81V22H82ZM109 21H111L113 23V25L115 26V27L114 26L113 27L115 29L111 28L112 26L109 27V24H111V23H108ZM32 22H34V23L31 24ZM127 22L130 24L132 23L134 25V27L141 33V35L139 36L134 31H132L131 27L129 26V24ZM27 23H28V25H26ZM103 23L108 24V27H105V24H103ZM249 24L253 25V26L250 27ZM31 25H32V31H28L27 27L30 28ZM249 27H250V29H249ZM74 28H76V29L73 30L72 34H70V35L66 34V37H64L66 39V42L69 41L70 45H71L70 41L74 40L73 39L74 35L76 33H79V28L75 27V24H74ZM18 29H21L23 31H20ZM119 29H120V32L118 31ZM121 30H123V31L121 32ZM200 30H203V32H201ZM52 32H54V31H52ZM98 36H100V34ZM103 36L104 35L101 33V37H103ZM255 36H256V39H254ZM22 37H20V38L22 39ZM98 38H100V37H98ZM183 38L186 40H184ZM44 39H45V37H39L37 39V42H43ZM28 40H29V38H28ZM199 40L197 42H199ZM212 40L213 39H211V41ZM52 41H54V40H52ZM96 43H97V41H96ZM256 43H258V45H259V48H258L259 50L255 47V46H257ZM28 44H30V43H28ZM53 44H54V42H53ZM130 44H133L136 48L138 46L139 50H141V48L142 49L146 48V46L150 47L161 57V59L163 60V63L160 62L158 64L157 61L153 62V61L146 60L145 56L141 57V59H138L140 57V53H138L136 51L134 54H132L134 51L130 48ZM191 44H195V42H193ZM93 45H94V43H93ZM195 45H197V44H195ZM73 46H74V44H73ZM54 47H55V45H54ZM67 47H68L67 43L63 44V53H66V55H65L66 67L65 66L64 67L66 68V78H67V79L66 78H63V79L71 81L72 79L69 76V73L72 72L74 65L76 63L73 61V59L70 56L72 53L75 52V49L73 47L72 48H70V47L67 48ZM191 47L189 46V49ZM77 48L79 50V46ZM181 48H179V49H181ZM24 49L27 50L28 59L24 55V53L26 52V51H24ZM52 49L53 48L51 47V50ZM54 49H53V51H54ZM175 49L173 50V52H175ZM191 50H192V48H191ZM196 50L198 52L199 49H196ZM200 50H202V49H200ZM35 51H38V45H36ZM55 52H53V53L56 55L58 53V51L56 53ZM78 52L79 51H77V54H78ZM94 52L95 51L93 50L92 54H94ZM183 52H185V51H183ZM192 52H194V51L192 50ZM192 52H191V54H192ZM211 52H213V51H211ZM188 53H189V51H188ZM198 53L203 54V52L202 53L198 52ZM198 53H197V55H198ZM0 54L2 55V53H0ZM57 55H56L57 57L60 56L59 54H57ZM56 56L52 55L51 59H53V61H55L54 58H56ZM73 56L75 57L77 55H75V53H74ZM86 56H87V54L84 57H86ZM80 57H83V56H80ZM203 57H204V55H203ZM203 57H201V58H203ZM12 58H14V57H12ZM17 58H20V57H17ZM193 58L195 60V57H193ZM196 58H198V57L196 56ZM263 58H264V53H263L262 60H263ZM76 59H78V58H76ZM80 59H81V61H83L82 58H80ZM156 59L160 60L159 57H156ZM254 59H257V60H254ZM17 60H19V59H17ZM46 61L48 62V60H46ZM106 61H107V59H106ZM196 61H198V60H196ZM83 62H85V61H83ZM83 62H82V64H83ZM103 62H104V60H103ZM59 63H61V62L59 61ZM19 64H17V65H19ZM49 66H51V64ZM83 66L85 69L84 64H83ZM189 66H190V68L195 67L192 64H190ZM203 66L201 68H204L206 65L204 67ZM209 66H210V64H209ZM198 67H199V65H198ZM77 68H79V66L75 67V69H77ZM213 68H211V69L214 70ZM42 69H44V68H42ZM45 69H46L44 72L45 74L48 73L49 70L50 71L52 70L51 67H49L48 69L47 68H45ZM54 69H55V67H54ZM56 69H57V67H56ZM79 69H81V68H79ZM88 69H89V67H87L85 70L87 71ZM188 69H185V70H188ZM20 70H22L23 72L26 73V75L28 77V82L32 81V80H34V81H32L31 84H28L27 81H22L20 84L17 82L19 85L16 83L13 85V82L15 80L10 75H13V76L17 77V79L21 80L22 78L20 76H18V72ZM155 70L159 74V76H157V77L151 76L155 72ZM57 71H55V72L57 73ZM60 71H61V68H60ZM94 71H96V70H94ZM52 72H54V70ZM52 72H51V74H52ZM55 72H54V75L56 74ZM79 72H81V71H79ZM31 73H33V74H31ZM58 73H61V72H58ZM72 74L74 75V73H72ZM77 75H78V73H77ZM87 75H89V72L87 73ZM214 75H215V73H214ZM62 76H63V73H62ZM92 77H94V76H92ZM57 78H58V76H57ZM100 80H102V79L100 78ZM103 80L107 81L106 79H103ZM58 81H60V77H59ZM72 81L74 82V80H72ZM84 81H82V84L83 83L84 84L83 85L81 84V85L83 86L84 89H86V90H84L86 95H84L83 89L79 85L77 86V90H73L76 93V95L79 93L83 97H85V99H87L89 101V103L87 105H85L87 107L86 111H85V109H83V107H81L83 110H82V113L80 115H91L92 113L89 111L88 108L92 107L94 110L99 111L97 114L100 115L99 119H101V117H103V114L105 112H108V111H106V108H105L107 105H103L106 102H108V101H106L108 99L102 101L103 99H101L102 98L101 94L98 93L99 95H97V93H96L97 91H99V88H96L94 91H92L93 89L90 91L87 89V87L90 84V83L88 84V79H86V80L84 79ZM90 81L92 83V80H90ZM105 81H103V83H105ZM223 81H226V83L223 84ZM65 82H67V81H65ZM6 83H5V85H6ZM9 83H7V84H9ZM252 84H255V86H253ZM262 84L264 85V83H262ZM262 84H261V86H262ZM58 85H59V83H58ZM110 85H111V82H110ZM115 86H116V88H115ZM155 86H157L158 89H155ZM48 87H50V86H48ZM50 88H51V90L53 89L52 87H50ZM54 88H57V87H54ZM1 89L2 88H0V92H1ZM228 89H229V87H228ZM246 89L245 90L242 89L241 91H246ZM26 90H28L29 94L27 92H25ZM229 90H231V89H229ZM229 90H227V91H229ZM48 91H50V90L48 89ZM106 91H105V93H102V94L108 95V93H110V92H106ZM3 92H5V91L3 90ZM50 92H52V91H50ZM50 92H49V94H50ZM167 92L169 93L170 91L168 90ZM46 93H48V92H46ZM245 93L246 92L241 93L242 95L240 97L242 98V101H240V100L237 101L238 98L234 97V98H236V101L239 103H235V102L232 103L231 102L233 107L236 108V110H235L236 112L234 111L236 113L234 118L237 119V121H239V119L243 118V115L248 114L246 112L247 109H260L259 102H261V101L259 100V102H258L257 101L258 99L257 100L253 99L252 102H250L247 100V99H249L248 98L249 96L247 98H243L245 96L244 95ZM22 94L23 95L28 94L30 96L27 95L26 97H23ZM60 94H62V93H60ZM224 95H226V96H224ZM238 95H240V94H238ZM263 95H264V93H263ZM45 96H46V94H45ZM48 96L45 99L47 101L50 100ZM256 96H255V98H257ZM65 97H67V96H65ZM41 98H42L41 100H43L42 96H41ZM68 98H70V96ZM221 98H222V100H221ZM243 99H245L247 101H244ZM81 101H82V99H81ZM83 101H86V100L83 99ZM37 102H38V104H37ZM77 102H79V101H77ZM246 102L252 103L254 105L249 106V105L245 104ZM4 104L7 105V108H5L6 110L2 109L3 106H5ZM10 104H12L14 107H16V109L14 107H12ZM50 104H52V103L49 102V105ZM219 106H220V109L222 110L221 106H225V104L224 105L222 104ZM35 108H37L38 110H34ZM69 108L67 111H69ZM64 109H66V107ZM75 109H78V108H75ZM220 109H219V107H217L216 113L221 112ZM120 111H122V112L119 113ZM223 111H225V108ZM64 112H62V113L64 114ZM108 113H111V112H108ZM195 114L197 115V118H198V116H199L198 112H196ZM68 115H70V114H68ZM109 115L106 113L104 114V116L108 117V118H109ZM114 116H116V115H114ZM51 118H52V116H51ZM197 118H195V119L197 120ZM199 118H200V116H199ZM199 118H198V121H199ZM222 118L224 119L225 117L222 116ZM59 119H57V120L59 121ZM61 119H62V116H61ZM15 120H17V118ZM217 121L218 120L216 119L215 123L219 122V121L218 122ZM42 122H40V123H42ZM48 122H47V124H48ZM51 122L52 121H50V123ZM66 122H67V120H66ZM103 122H105V120H103ZM208 123H209V121H208ZM242 123H240V124H242ZM240 124H239V126H241ZM40 126H42L43 132H45V134L49 133V130H48L49 127L48 126H44L43 123ZM183 126H184V124H183ZM248 126H250V125L248 123L244 122V124L241 126L240 129H244V131H245L246 129H249ZM236 128H237V126H236ZM33 129L39 130V128L36 127V125H33ZM145 129L149 130L150 134L145 133L143 131ZM187 129H189V127ZM240 129L237 130L239 133L241 132ZM176 130H177V128H176ZM260 130H261V128H260ZM234 133H235V131H234ZM252 133L254 134V132H252ZM258 133L259 132H257V134ZM33 134H35V133H33ZM241 134L242 133H240V135ZM247 134H249V133H246V135ZM92 135L94 137H96L95 133H93ZM236 136H238V135H236ZM258 136H260V133L258 134ZM186 137H188V136L186 135ZM24 138H25V143H23ZM145 139L147 141L145 143V146L144 145L139 146L138 145L139 140H143V143H144ZM164 139H165V142H164ZM64 140H66V138ZM28 142L30 143L29 147L26 148V147L22 146ZM222 142H223V145L227 148L228 144L224 141H222ZM44 143H49L48 147H50V152H47V151H46V153L42 152V149H40V146H41V144H44ZM129 143H135L136 146L133 147L132 144L128 145ZM151 146H153V147H151ZM57 148L56 149L54 148L53 150L56 151ZM233 148H234V152H235V150H238L240 152L239 146L237 147L238 149H236L235 147H233ZM142 150L144 152L138 156V153L141 152ZM16 151H17V156H16V158L14 157L15 159L13 160L12 155H13V152H16ZM66 152H67V149H66ZM66 152L65 151L62 152V150H60V152H58L57 155H58V157H60V155H62V154L65 155ZM120 153H124L123 155H125L123 160L119 159ZM232 154L235 155V153H232ZM243 154L244 155L240 157V159H241L240 161H238V162L234 161V162H232V164H230L229 175L240 177L242 179H244L243 178L244 176L248 178L251 175H252L251 176L252 178L251 177L250 178L253 179L254 173L262 175V173H264V150L263 149L257 150V148L256 149H253V148L252 149L251 148L245 149L244 148ZM229 155L230 156L225 157L226 163H228V157H232L231 154H229ZM19 156H20V158L18 159ZM93 156L96 157L95 154H93ZM213 157H214V160H211V163H212V167L215 168V176H216L218 184H216V183L214 184V190L212 189L213 194H211V196H209L210 195L209 194L208 198H210V199L214 198V200L219 199L220 208H218V206L216 205V202L214 201L213 205H214V208L216 210V211L215 210L214 211L219 213V215H222V217L224 219V218H228V216H229V212H228L227 208L225 207V203H223L224 200H227V188H225V185H223L221 182L222 176L226 172V170L220 162V157L217 156L215 153H214ZM0 160H1V158H0ZM59 161L63 165L61 168L65 169L66 171H69L68 167H72V166H65V163H67V162H66V158H64V157L59 158ZM95 161H94V170L96 168V162ZM86 164L87 163H85L84 166ZM118 167H123V169L119 170ZM185 168L187 171L192 170V168L190 166H185ZM78 169H80V168L78 167ZM83 169L87 173V175L90 173V170H88L87 168H83ZM106 169H109L110 171H114L116 173V176L118 175L117 178L121 179L120 183H122V185L125 188H123V187L119 188L117 186L118 184H116V181H115V180H117L116 178L113 180V183L111 182V179L108 180V175L104 173V171ZM71 171H73V170H71ZM124 172H128V173H124ZM127 175H129L130 178H127ZM15 177H17V178H15ZM259 178H261V177H259ZM19 179H22V180H19ZM60 179H62V178H60ZM246 181H247V179H246ZM260 181H262V179ZM97 183H96V186H97ZM211 183H212V181H211ZM148 184L149 183H146L144 181V184L138 183V186L140 185V188L143 186H146V188H147ZM6 187L7 188L11 187L13 189L19 188L20 190H23V191L14 195L13 192H15V191H12L13 189H10V188H9L10 189V191H9V190H7ZM42 187H43V185H40V188L39 187H38V189L35 188L36 190L33 187L30 188V189H32L31 191H34V194L37 196V200H38V198L41 199V193L37 194L36 191H40L42 189ZM61 187H62V191L66 192V197H64V202H66L65 203L66 205H67V203H70V199L75 200L74 198H72L71 196L68 195L66 185H63ZM49 188L51 189V186H49ZM140 188H138L137 192H139ZM123 189H124L123 197L120 198L119 194H120V192L123 191ZM164 191L159 190L157 192V197H160L162 194H164L166 196V191L165 192ZM168 193L171 194L170 191H168ZM52 194H53V192H52ZM63 195H62V197H63ZM42 196L46 199H49L50 202L53 201L51 195H48V191H44L42 193ZM20 198H21V196H20ZM24 199H26V198H24ZM32 199L33 198L31 197V200ZM163 199H165V198H163ZM25 201H27V200H24V202ZM38 201H40V200H38ZM258 201L261 202L262 204H264V186L262 187V191L258 197ZM30 202H32V201H30ZM30 202L27 203V205L31 204ZM209 202H211V201H209ZM9 203H7V204H9ZM34 203L38 204L39 202L38 203L34 202ZM34 203H33L34 207H37L35 209L39 211V209H41L40 207H42V205H39V208H38V205L36 206ZM208 203H207V206L211 209L213 207V205H209ZM46 204H47V202H46ZM144 204L148 206V204H146V203H143L142 205H144ZM33 205L31 204L32 209L34 208ZM104 205H105L104 203H99L98 206L102 207ZM147 206L146 207L142 206L144 211H145V209H147V211H149V210L152 211V208L150 206H148V207ZM20 207H21V204H20ZM44 207L46 208L47 206H44ZM49 208H47L48 214L50 212L48 210ZM119 208H117V209H119ZM22 209H24L23 202H22ZM36 210H34V211L36 212ZM220 210H221V212H220ZM82 211L84 212L85 216H90V214L86 210H82ZM128 211H131V209ZM51 212H52V210H51ZM21 213H22V211H21ZM26 213H27V211H26ZM29 213H31L30 208H29ZM138 213H140V211H138ZM145 213H146V211L144 212V214ZM135 214H136V212H135ZM177 214L180 215V213H177ZM133 215H134V213L131 215V217ZM39 216H40V214H38V217ZM136 216H135V218H136ZM38 217L36 216L35 219ZM41 217H43L42 214H41ZM81 217H84V216H81ZM170 217L171 216H168V218H170ZM175 218H176V215H174L172 217L171 221H169V222H165L163 220L164 224L162 225V230H161L162 233L161 234H165L166 231H170V235H168L169 241L166 244L168 246V248L169 247L179 248V249L191 248L197 241L201 240L198 233H196V236L198 239L197 240L196 236L191 231L192 229H195L197 222L192 221L191 224L188 225L187 220L190 218L189 214L186 215V219H184V217H183V219L177 223V226L174 225ZM27 220H28V218H27ZM29 220H30V218H29ZM134 220H136V219H134ZM2 221L6 225L3 218H2ZM16 222L18 223V221H16ZM201 222L206 223L207 219L203 218L201 220ZM10 223H13V221L10 220ZM24 223H25V221H24ZM27 223H29V222H26V224H22L23 228H21V230H20V226L16 227L15 233H13V232L11 233V228H8V231L17 239H19L20 235L22 234V236L28 237L29 240H31V239H33L32 236L36 235L37 231L40 230L41 228H40V224H39V229H36V227L38 226V224H36L37 222L36 223H29V224H27ZM141 226H144V225H141ZM145 226H144V228H145ZM124 227H126V226H124ZM129 227H126V229ZM133 227H134V225H133ZM133 227H132V229H134ZM35 229H36V231H35ZM141 230H143V229H141ZM47 231H48V229H47ZM217 231L219 232V236H218L217 240H215L216 247H210V248L220 249L224 244H228V246L233 245L232 239L230 237H226L219 230H217ZM48 232L50 234V231H48ZM63 232H65V235H64L65 237L62 236ZM145 233H146L145 238H148L149 237V231L145 230ZM255 233L257 234L258 238L264 236L263 223L260 224V227L256 230ZM143 234H144L143 232L140 233V235H143ZM161 234L159 233V236ZM48 237H52V235H50ZM6 238L8 239V236H6ZM6 238L2 235L0 236V263L3 260H5L4 264L5 263L12 264L10 261L11 260L10 258H12V255L15 252H17L19 254L18 258H19V262L21 264H39L41 262L40 257L35 258V260L33 258H32V260H29L26 257L25 254L29 251L28 249L31 248V247L28 248L29 245L27 247L21 248V244L18 243L17 249H16L10 243H6V241H8V240H6ZM64 238H66V239H64ZM1 239H2V241H1ZM82 240L85 242L84 244H80V241H82ZM92 241L97 244V247H96L97 249H95V251L91 250V247H90V243H92ZM137 242L139 243V241H137ZM159 242H160V240H159ZM95 243L93 246H96ZM140 244H142V243L140 242ZM207 245L209 246V244H207ZM31 246L35 247V245L32 242H31ZM6 248L9 249L10 255L5 253ZM135 251L138 254L142 253V251L139 247L138 248L135 247ZM235 252L232 251L230 258H228L227 260H224L223 262H228L229 260L233 259L237 255ZM94 255H96V256H94ZM28 257H30V256H28ZM50 257H52V255H50ZM18 258H17V260H18ZM42 259L44 260V258H42ZM43 263L45 264V262H43Z\"/></svg>",
	"mask_w": 264,
	"mask_h": 264
}]
</instances>
